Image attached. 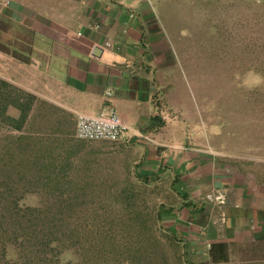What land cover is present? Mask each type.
Wrapping results in <instances>:
<instances>
[{
    "label": "rangeland",
    "instance_id": "374dc122",
    "mask_svg": "<svg viewBox=\"0 0 264 264\" xmlns=\"http://www.w3.org/2000/svg\"><path fill=\"white\" fill-rule=\"evenodd\" d=\"M147 2L186 131L240 175L264 222V0ZM10 99H0V264L9 238L8 259L34 264L32 234L57 238L60 264H187L178 258L185 251L192 264H264L263 226L256 240L231 245L228 261L213 262L206 244L159 228L163 190L137 179L122 142L84 140L73 151L51 123L49 135L29 136L7 123ZM12 201L23 207L14 219L4 208ZM32 207L41 211H25Z\"/></svg>",
    "mask_w": 264,
    "mask_h": 264
},
{
    "label": "crops",
    "instance_id": "0c3cea01",
    "mask_svg": "<svg viewBox=\"0 0 264 264\" xmlns=\"http://www.w3.org/2000/svg\"><path fill=\"white\" fill-rule=\"evenodd\" d=\"M164 46L147 0H9L0 11L6 121L15 126L27 111L29 136L49 135L51 123L55 139L77 151L87 140L76 135L78 113L115 106L130 127L119 142L137 179L163 190L162 226L206 244L209 256L219 243L229 255L260 236L261 207L221 154L186 131ZM219 193L225 202L209 199Z\"/></svg>",
    "mask_w": 264,
    "mask_h": 264
},
{
    "label": "trees",
    "instance_id": "16d2710c",
    "mask_svg": "<svg viewBox=\"0 0 264 264\" xmlns=\"http://www.w3.org/2000/svg\"><path fill=\"white\" fill-rule=\"evenodd\" d=\"M26 117H27V111L25 113H23L21 120H20L21 122H18V124L15 126L13 125V127L17 128V129H22L23 128L22 122L26 119ZM51 192L53 194H55V189ZM54 196H55V198H57V195H54ZM10 204H12V205L6 204V206H4V208L7 212L10 213V216H11L10 218L14 219V217H16L18 214L20 215L21 211H23V207L21 205H19V203L17 201H14V202L12 201V203H10ZM29 210L32 212L41 211V209L38 207L27 208L25 211H29ZM158 220L161 221V218L158 217ZM159 228L165 229L161 223L159 225ZM53 237L50 235H44V236H38L35 234L29 235L30 241L31 240H37L35 242V245H36L35 250H33L34 248L33 249L30 248V250H29V251L32 250L31 252L36 256L35 259L31 258V261H33L34 264H60V261H61V259L59 257L60 256V250L58 248V244L55 243L57 238H53ZM10 240L11 239L9 238V240H7V241L6 240L2 241V243H3L2 244V247H3L2 259L5 261V263L15 264V263H12V261L9 260L7 257V251H8V247L10 245ZM42 245H46V246L42 247ZM211 250L212 251H210V257H211V260L213 262L228 261L229 255H228V251H227V246L225 244H222V243L216 244V248L213 249V247H212ZM216 250H218V252L221 254L215 255ZM178 258L182 262H186L187 264H192L189 261V258H188L186 251L183 252V254H181L180 256H178ZM28 264H30V263H28Z\"/></svg>",
    "mask_w": 264,
    "mask_h": 264
},
{
    "label": "built area",
    "instance_id": "2783aa9c",
    "mask_svg": "<svg viewBox=\"0 0 264 264\" xmlns=\"http://www.w3.org/2000/svg\"><path fill=\"white\" fill-rule=\"evenodd\" d=\"M9 0H0V11ZM130 127L126 125L113 105H107L100 112H79L76 135L87 140L122 141L128 138ZM209 199L225 202L223 194L209 195Z\"/></svg>",
    "mask_w": 264,
    "mask_h": 264
}]
</instances>
